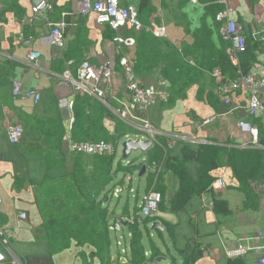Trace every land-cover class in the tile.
Returning <instances> with one entry per match:
<instances>
[{"label": "crops", "instance_id": "1", "mask_svg": "<svg viewBox=\"0 0 264 264\" xmlns=\"http://www.w3.org/2000/svg\"><path fill=\"white\" fill-rule=\"evenodd\" d=\"M80 1L82 0H48L51 5L50 11L33 14L32 7L37 0H0V155L2 156L0 227L5 231L10 247L20 259L21 264H106V260L91 253L90 247L77 246L74 242L63 251L51 249L47 242L43 214L37 204L42 193L41 185L70 171L75 159L80 165L91 166L89 172L93 170L94 156H76L66 151L69 142L84 141H73L77 140L73 129L75 119L78 118V116L75 117L77 108H74L77 94L73 93L71 86L61 83V75L69 71L73 78L76 77L77 70L83 62H87L95 70H100L105 65L114 67V85L106 89L104 102L85 94L86 102L89 101V104L82 105L83 115H81L85 121L88 115L96 116L98 110H103V117H97L101 127L110 137L117 123L123 125L128 134L115 142L119 146L121 140L126 141L132 139V136L135 137L133 128L112 115V111L119 108V101L126 100L125 80L119 65L120 58L122 56L128 58L134 76L141 86L150 87L162 82L166 83L156 70L152 74L135 71L138 63L136 58L138 34L143 33L142 36H147L146 48L155 49L160 46L162 52L171 49L182 51L192 46L193 34L202 23H205V26L215 34L213 36L215 45L221 47L224 43L219 34L220 26L218 33L214 32L212 12L207 13L205 9L210 3L218 5V14L229 6L232 9L229 18L235 20L242 28L246 39V58L249 59L250 64L248 74H264V0H146L148 2L146 6H142L141 0H119L120 6H133L137 10L138 19L145 28L151 23L165 25L166 37L163 39H154L146 30L139 33L131 31L115 33L108 27H101L96 24L93 14L86 17L80 16L78 11ZM64 13L67 14L65 20L67 27L64 31V47L59 50L49 39L47 24L59 22ZM117 34L133 37L135 45L131 48L118 47L113 43ZM25 41H29L28 45H25ZM31 51L40 54V59L35 64L30 63L28 59ZM229 51L228 48V58ZM241 60H245L242 55L239 56V64ZM215 70L218 69L204 73L201 79L187 89L184 98H171L169 95L166 102L156 103L147 111L134 114L141 120L149 121L153 129L157 131L158 143L166 145L163 147L170 151L171 157L179 162H183L184 149L196 152L201 149V146H203L202 149L220 148L225 151L264 150V145L260 143L261 139L264 141V113H258L253 118L248 117L246 95L240 90L232 91L229 95L231 102L225 105L223 97L216 92V80L213 77ZM225 76L222 74L223 80L227 82L233 78L230 74ZM14 82L20 84L22 92L28 89L40 92L39 103L34 104L23 96L14 99L12 96ZM169 89L170 86L168 87L170 94ZM62 98L74 101L72 113L59 108L58 101ZM108 114L112 118L108 117ZM205 119H210L207 126L194 129L193 125L196 122L200 123ZM238 122L248 123L258 130L256 144L249 133L238 129ZM11 125H20L23 129V137L17 145H11L8 140L7 129ZM61 130L64 136L63 149L66 153V161L64 167L58 168L54 167V154L51 149L56 137L60 136L57 133ZM182 137L185 139H181ZM139 138L135 137V140ZM101 141L114 143L111 140ZM205 154L208 153L203 151V155ZM145 158L147 160L148 155ZM184 166L189 179L198 181L201 164L190 160L184 163ZM115 171L116 167L113 164V175ZM148 175L149 172L145 167L144 176H147V182ZM169 175L174 180L173 197L178 184L170 172H163L162 186L165 187L166 193ZM210 175L213 179L215 178V181L223 180L225 187L220 191L212 192L215 197L227 203L231 214L226 217L216 216L212 209L213 196L209 194L192 198L176 214L159 213V220L154 223H158L162 230L157 229L155 232L164 248L151 241L153 236L150 231H153L151 230L153 223L150 224L149 231L146 232L149 236V247L144 245V239H142L147 258L154 253L157 254L155 263L158 264L168 259V256L162 254V251L166 249L169 254L171 251L176 255V257L169 255V264L172 262L182 264L186 257L198 249L202 251V256L196 260L195 264H227L231 259L227 255L229 251L239 245L247 246L248 241L258 233L264 234V198L253 202L249 196L239 190V183L227 166L226 156L218 163V168L210 172ZM215 181L213 180L212 183ZM258 186L256 182L249 184L251 191H255ZM261 187L262 185L259 189ZM128 192L133 193L131 190ZM171 198L168 199L165 194L167 204ZM127 199L129 200V196ZM136 199L138 200V196ZM103 208H106V205ZM22 212L27 214L26 220L18 219L19 213ZM129 217L130 215L124 212L112 215L108 232L110 241L113 234L117 235L121 230L123 232V227L127 228L128 220H125L126 226H123L122 221ZM113 221L121 223L118 231L111 227ZM127 232L129 237L128 228ZM117 242H120V238ZM254 243L263 250L260 254L249 253L241 257L245 264H258V257H264V239ZM112 250L110 243L109 264H113L117 256V248L115 253ZM0 251L4 253L1 246ZM158 258L161 259L160 262L156 261ZM172 258L175 260L172 261ZM120 263L127 264L126 258L123 257ZM0 264L10 263L7 261Z\"/></svg>", "mask_w": 264, "mask_h": 264}, {"label": "trees", "instance_id": "2", "mask_svg": "<svg viewBox=\"0 0 264 264\" xmlns=\"http://www.w3.org/2000/svg\"><path fill=\"white\" fill-rule=\"evenodd\" d=\"M142 6H146L148 2L141 0ZM206 6L205 11L212 12L213 22L212 27L214 32L218 33L219 24L216 23L215 14L219 10L218 5ZM138 34L137 37V66L135 71L146 72L152 74L158 71L170 86L171 98H184L187 89L201 79L204 73L218 69L221 74H230L232 79L238 78L237 70L234 68L227 55V49L230 44L223 41L224 44L216 46L213 41L215 34L201 24L200 28L193 34L194 42L187 50H173L162 52L161 47L149 49L145 47L146 35ZM136 38V36H135ZM247 44V43H246ZM247 50L242 54L243 59L239 64L240 74L245 76L249 72L250 64L246 58ZM223 72V73H222ZM85 95V94H84ZM84 95L77 94L75 98V109L77 108L78 118L75 119L74 137L77 140L94 142L101 140L120 141L119 139L127 136V129L120 123L116 124L113 135L108 136L107 132L101 127L97 116L103 117V110H98V114L87 116L84 121L82 117V105L89 104L86 102ZM79 112V114H78ZM82 114V115H81ZM108 117L112 118L109 114ZM107 117V118H108ZM250 117V116H248ZM251 118V117H250ZM253 118V117H252ZM113 120V119H112ZM84 121V122H83ZM60 136L54 141L51 151L54 154V167H64L66 153L63 149V130L57 133ZM260 143L264 145L261 139ZM158 143L151 147L147 152L148 158L144 162L127 163L125 166L119 162L115 167V174H112L113 164L115 165L116 156L102 157L94 156L93 170L89 172L91 166L80 165L78 160H74L71 170L64 173L63 176L57 179H50L45 182L42 187L40 200H37L40 212L43 214L45 229L47 230V242L51 249L56 251H63L67 249L72 242L77 246H88L92 249L93 254L102 260H106V264L110 263L109 245V220L114 212L109 211L108 207L103 208L104 203L115 198L117 202L120 201L121 196H114L116 190L115 186L109 192L106 188L115 180L118 173L123 175L121 181L117 185H121L127 175H133L134 172L139 171L143 166L146 170L151 167L162 164L163 170L157 173H149L148 175V190L158 192L161 195V201L158 205L159 213L180 212L187 203L194 197H199L203 194H209L213 200V212L216 216L226 217L231 214L227 203L219 197H215L211 189L213 176L210 172L218 168V163L226 156L227 166L231 169L233 177L239 183V190L249 196L253 202H257L264 198V150L249 149L237 150L232 149L225 151L224 149H202L201 146L198 151L183 150V162L171 157L170 151L165 155L166 145ZM204 153H208L203 155ZM197 155V156H194ZM81 156V155H76ZM190 160H195L201 164V174L198 181H191L187 175L184 163ZM203 161V162H202ZM134 163V164H132ZM205 165H203V164ZM120 169V171H119ZM170 172L177 181V190L169 204L165 201V187L162 186L163 172ZM250 182H256L259 186L255 191H251ZM146 192V193H147ZM99 197L100 200H99ZM138 208L135 212L134 218H128L127 228L129 231V239L123 237L124 247L128 250L126 255L121 254V249L117 246L116 241V259L113 264H121L120 260L125 257L127 264H156L155 257L157 254H152L149 258L146 257L142 239L143 234L148 232V226L159 220V216L152 218H145L140 220L138 216ZM148 236V233H147ZM149 237V236H148ZM202 256V251L198 249L192 255L186 257L182 264H195L196 260ZM175 259L172 258V261ZM172 264H174L172 262ZM227 264H245L241 257L231 258Z\"/></svg>", "mask_w": 264, "mask_h": 264}, {"label": "built area", "instance_id": "3", "mask_svg": "<svg viewBox=\"0 0 264 264\" xmlns=\"http://www.w3.org/2000/svg\"><path fill=\"white\" fill-rule=\"evenodd\" d=\"M79 14L81 17H86L89 14L95 16V22L99 26L110 28L115 33L120 31H131L139 33L143 30L150 32L154 39H163L166 37V27L163 24L151 25L145 28L138 19V12L133 6H120L119 0H102L93 2L92 0H82L78 5ZM51 5L48 0H37L32 7L33 14H40L42 11H50ZM231 8L227 6L223 11L218 13L215 17V22L220 25L219 34L222 41L229 43V62L238 70V78L229 82L223 80L220 71L215 70L213 77L216 82V92L223 97V103L229 105L231 100L229 95L232 91L240 90L246 95L247 106L246 114L250 117L257 116L258 113H264V74H247L245 76L239 71V56L244 54L247 50L246 39L242 28L235 20L229 18ZM67 14H62L61 20L56 23H48L49 39L53 46L61 50L64 47V31ZM29 41H25L28 45ZM113 43L118 47L131 48L135 45L133 37H125L117 34L113 39ZM30 63H37L40 59V54L31 51L28 54ZM119 65L122 70V75L125 80L126 100L119 101V108L112 111V115L118 118L125 125L133 128L135 137H140L139 140L131 139L132 141L150 142L151 146L157 145V131L153 129L148 120H141L134 114L137 112H145L156 103L166 102L169 97L168 83L162 82L156 86L143 87L136 80L130 62L126 56H122L119 60ZM264 67V62H263ZM114 67L112 65H105L100 70H95L87 62H83L77 70V76L73 78L69 71L61 75V83L71 86L74 94L88 95L100 102H104L106 89L114 85ZM23 94V95H21ZM12 96L14 99L23 96L25 99L31 100L34 104H38L41 100V94L35 90H25L22 92L19 83H12ZM58 106L72 113L74 101L67 98H62L58 101ZM210 119H205L200 123L196 122L193 127L207 126ZM238 129L244 133H249L253 139L254 144L258 141V130L251 127L248 123L238 122ZM8 140L11 145L20 143L23 137V129L20 125H11L7 129ZM141 135V136H139ZM164 136V135H163ZM172 137V136H170ZM168 139V138H167ZM185 139V138H181ZM130 140V139H129ZM127 141V140H126ZM118 144L113 142H69L66 146V151L73 155H88V156H102L114 157L117 153ZM170 148V145H169ZM167 149H165V155ZM0 161L2 156L0 155ZM163 170L162 164L153 166L148 170L149 173H157ZM132 180V179H131ZM222 179L216 180L211 184L212 191H220L224 188ZM121 190L116 189L114 196L121 194ZM133 190H131L132 192ZM161 201V195L155 191H148L139 208V219L152 218L158 215V205ZM1 211V199H0ZM19 220H26L27 214L25 212L19 213ZM264 239L263 233H258L253 239L248 241L247 246L239 245L234 250L229 251L227 255L230 258H239L248 255L249 253L260 254L263 250L255 245V241ZM0 246L4 253L0 251V263L21 264L20 259L10 247L8 237L5 231L0 227ZM117 246H121V242H117ZM121 254L126 255V249H121ZM258 264H264V257H258Z\"/></svg>", "mask_w": 264, "mask_h": 264}, {"label": "rangeland", "instance_id": "4", "mask_svg": "<svg viewBox=\"0 0 264 264\" xmlns=\"http://www.w3.org/2000/svg\"><path fill=\"white\" fill-rule=\"evenodd\" d=\"M132 139H135L134 136L131 137ZM125 142V140H121L118 149H117V153H116V160H115V166L121 162L123 166H125L127 163L130 162H137L136 164L139 165V162L144 161L146 158L145 156L147 155L146 153H142L140 150H133L131 151V153L128 155L127 158L122 159V145ZM134 164V163H132ZM120 171V169H119ZM123 178V175L121 173H118L117 176L115 177V180L106 188V192H109L114 189V186L116 189H123L122 193L120 194L121 198L120 201L117 202V200L112 199L111 201H108L105 203V205L108 207L109 211L114 212L117 214H122V212L124 213H128L130 215L129 218H134L135 216V210L136 208L141 207L142 205V200L145 196V192H146V188H147V176L138 177V171L134 172L133 175H127V177L125 178L124 182L121 185H117V182L121 181ZM132 179V180H131ZM167 189H166V195L168 196V199H170L172 197L173 194V190H174V180L172 179L171 175H169L167 177ZM129 190H133V193L130 194L128 191ZM129 196V200L127 199V197ZM138 196V200L136 199V197ZM125 220L128 219H123L122 223L125 222ZM150 228V227H149ZM150 233L152 234L153 238L151 239V241L153 243H155L157 246H162L163 247V243L162 241L158 238V234L155 231H150ZM6 234V233H5ZM7 236V235H6ZM116 236V237H115ZM123 237L126 240V244L128 242V232H127V228L123 227V232L122 230L117 233V235L112 236V240H111V248L113 249L112 251L116 250V241L120 238V242H121V246H119L120 249H125L124 247V242H123ZM143 239H144V245L146 244L147 247H149V239L147 234H143ZM128 245V244H127ZM164 248V247H163ZM165 256H168V259L161 261L158 264H169L170 263V256L172 257H176V255H174L171 251L170 254L166 251V249H164L162 251ZM170 255V256H169Z\"/></svg>", "mask_w": 264, "mask_h": 264}, {"label": "water", "instance_id": "5", "mask_svg": "<svg viewBox=\"0 0 264 264\" xmlns=\"http://www.w3.org/2000/svg\"><path fill=\"white\" fill-rule=\"evenodd\" d=\"M122 148H123V151H122V159H125L128 157V155L131 153V151L133 150H140L142 153H145L147 152L150 148H151V143L150 142H143V143H140L139 141H132L131 139L130 140H127L123 143L122 145ZM145 174V167H142L139 174H138V177L141 178L142 176H144ZM120 222H117V221H113L111 227L118 231L119 230V226H120ZM123 226H126V223L124 222L123 223ZM162 230V227L158 224V223H153L152 227H151V230L155 231V230ZM157 262H160L161 259H157L156 260Z\"/></svg>", "mask_w": 264, "mask_h": 264}]
</instances>
